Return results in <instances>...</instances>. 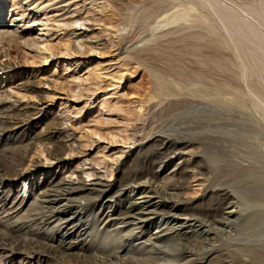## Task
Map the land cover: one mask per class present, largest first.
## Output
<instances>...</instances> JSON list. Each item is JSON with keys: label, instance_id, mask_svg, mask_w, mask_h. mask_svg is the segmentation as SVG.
Wrapping results in <instances>:
<instances>
[{"label": "rangeland", "instance_id": "1", "mask_svg": "<svg viewBox=\"0 0 264 264\" xmlns=\"http://www.w3.org/2000/svg\"><path fill=\"white\" fill-rule=\"evenodd\" d=\"M109 1L112 2L109 3L113 7L109 3L106 7L103 6L104 0H96V2L95 0H55L53 1L55 4L47 10L41 12L27 10L31 15L35 14L37 19L46 22L47 28L42 29L41 21L37 22L33 28H18L20 35L31 31L33 36L49 40L56 45L57 49H54L55 53L53 54H50L49 51L38 50L35 46L18 49L19 52L21 51V60L18 59L16 66L18 74L23 80L30 78L34 85L35 98L31 101L21 98L22 95L16 91L17 86L13 85V90L8 86L9 91L16 96L15 98H21L17 102V107L10 108L11 112L32 115V112H38L40 109L41 112L33 115L39 123L35 124L31 120L32 123L15 126V119L5 115L7 108H0V200L8 203L7 211H0V264H48L50 261L37 262L33 260L30 262L31 259L22 257L23 255L20 254L9 256L4 249L5 245L29 251L41 250L44 257L54 258L55 250L48 245V242H52L51 238L54 236L57 239L60 237L61 231H58L57 228L51 232V227L57 222L48 228H43L39 227L40 220H33L39 210L35 200L39 188L48 183L50 179L55 176L69 175V170L84 159H88L84 168L94 165L98 171L105 173V169L95 164L92 159L102 157L111 161V156L123 149L125 154L114 164L113 178L95 175L87 177L82 174L87 179V183L97 182L100 178L102 181L108 179V182L116 184V189H119L120 184L134 170L145 166V164L148 165L147 163L151 161L153 149L152 146L148 147L149 143L141 147L137 153L138 145L133 148L123 142L112 143L108 139H100L98 135L94 136L97 141H93L87 135L91 130L97 128L102 130L104 137L108 138L111 133L124 134L128 132V134H132V132H137L139 138H144V141L147 139L146 142L158 135L188 140L189 145L186 147L187 150L185 149L188 154L175 155L171 162L162 167L163 175L169 174L180 160L190 159L193 164L197 163L202 174L191 177L188 184L187 182L185 184L187 187H185V196L193 202L190 212L202 215L207 209L218 211L217 217L202 215L201 223L195 220H185L188 221V224L196 223L194 229L198 230L196 233L198 236L189 247L192 246L191 248L195 249L199 257L212 252L210 264H264V111L255 105V97L251 94L254 89L253 91L260 92L259 94L264 97L263 77L255 75L246 78L240 68L235 49L232 46L221 47L218 42L220 35L210 34L204 25L199 24L190 28L180 25L178 31L160 37L156 41L155 47V42L135 44L143 30L141 22L138 21L133 27L124 28L122 25L124 22L126 23L125 20L129 17V12L127 9L125 11L121 2L125 3L130 0ZM136 1L131 0L133 2L131 4L139 6L140 4H136ZM14 2H18L20 5L24 4V6L29 4L26 3L27 0H0V8L4 9V19L16 17V12L11 10ZM262 2V0H222L223 5H233L235 11L238 14H243L244 17H246L244 8L251 7L260 10ZM120 6L122 9L119 10ZM146 12L144 14H147ZM79 15L86 18V25L77 27L78 31L74 32L75 25H71V20ZM247 17L246 19L252 20L258 30L264 33V23L250 18V16ZM21 20L16 22L18 26H21V22H25V19ZM65 22L68 24L58 27ZM200 33L201 39L198 38ZM82 41L94 48L90 51L85 50V47L86 49L88 47L82 46ZM256 41L258 40L248 43L245 48H259L260 41L258 43ZM62 42L70 45L69 52H59L58 46ZM157 43H159V47L162 45L163 53L160 51L162 47L153 51L154 48H157ZM150 47L154 54L148 49ZM164 50L176 54H179L178 50H181V53L184 50L182 55H187L184 56L185 63L186 61L189 64L195 65L196 63L198 68L202 59L204 61L210 54L217 55L220 60L224 61L223 66L226 65L224 67L226 69L224 70L223 67L217 69L216 64L212 61L203 62L202 64H208L203 66L200 64L199 69L206 77L210 76L207 81L211 86L210 90L208 89L204 93H194L192 88H185L179 95L161 101L152 99L148 102L150 97L147 94L153 80L148 70L136 61L135 56L140 52L143 54L140 53L142 56L146 54L157 56L156 59L161 62L155 59V64L160 63L159 66L166 69ZM194 50L199 51L197 52L199 58L200 54L204 56L199 60L196 59L197 56L191 55V53H195ZM149 52L150 54H148ZM132 54H136L133 56L134 60L131 57ZM1 55H3L2 60H8V57L5 56V49L1 50ZM205 56L206 58H203ZM193 58L199 62L198 65ZM46 60H48L47 63H45ZM188 60L191 61L188 62ZM135 68L138 69V72L132 77L131 73ZM121 74L125 75L123 79L118 78ZM215 80L219 81V86L220 84L222 86L224 82L223 87L220 86L222 94L218 96L219 98L213 91L215 90ZM37 95L42 97L41 101H38ZM15 98L13 97L12 101ZM106 98L110 104H114L111 105V111L100 107L101 101ZM146 99L148 100L146 101ZM141 105H143L144 116L142 120L135 119L136 111ZM60 121L66 125L67 132L57 133L58 137L54 136L56 139L49 137L51 136L48 135L49 132L62 124ZM53 140L61 141L60 143L65 146L68 144V147L74 142L73 146H76L78 152L76 151L71 156L64 155V158L53 160V162L46 161L44 156H41L39 160L36 155L33 157L36 145L41 143L52 150ZM78 142L87 143L88 146L82 147L81 144L78 145ZM67 146L66 148H68ZM131 148L132 151H130ZM30 155L31 157H29ZM41 160L42 163H40ZM37 162L38 164H36ZM158 166L155 165V169L159 168ZM24 168L31 174L28 186L32 190L27 197L23 193L25 183L15 174ZM79 169L83 170L82 167ZM5 171L12 178L7 177L4 174ZM80 171L74 175L76 182L79 181L77 174ZM12 173L15 175L13 176ZM208 188L229 190L233 195L230 205L233 208L236 207L234 214L227 213V207L230 205L223 204V200L217 193L205 195ZM156 220L155 223L144 228L146 234L129 240H126L127 236L124 234H115V232L109 231V228H105L103 219L98 220L93 235L86 237L81 245L86 247L88 257L95 252H101L102 247L104 249L113 248L121 240L122 244H131L132 249H137L133 244L138 243L141 239H147L151 233L153 234L157 230V226L161 225L162 217ZM120 236L122 237L120 238ZM149 247L157 251L161 247H165V243L156 242ZM83 258L81 257L79 260L77 258V261H82Z\"/></svg>", "mask_w": 264, "mask_h": 264}, {"label": "bare ground", "instance_id": "2", "mask_svg": "<svg viewBox=\"0 0 264 264\" xmlns=\"http://www.w3.org/2000/svg\"><path fill=\"white\" fill-rule=\"evenodd\" d=\"M53 1L55 0H27L26 3H29L27 6L14 2L11 10L16 12V17L13 19H4V9L0 8V52L5 49V56L8 57V60L4 61L1 59L3 55L0 56V108H7L5 109V115L6 117H13L15 119V126L19 124L22 125L23 123H30L31 120L35 124H38L39 121L35 116L33 117V115H37L41 112L39 109L38 112H32V115H22L12 113L10 110V108L18 106L17 102H19L21 98H27L30 101L35 98V89L32 81H30V78H28V80H23V78H21L18 74L16 66L18 64V59L21 58V51L19 52L18 49H25V46H35L38 50L49 51V53L51 52L50 54H53L55 53L54 49L56 48V45L51 43L49 40L39 39L40 37L37 38L36 36H33L31 31L20 35L18 28H33L34 25L40 21L42 23V29L47 28L48 24L46 22H42V19H37L35 14L31 15V13H28L27 10L32 9L33 11L37 10L38 12L47 10L55 4ZM262 1L260 10L251 7L244 8L243 11L246 14V17L250 16V18L252 17L264 23V0ZM109 2L111 1L104 0L102 4L106 7ZM121 3L122 5H120L123 6L125 11L127 9V12H129V17L127 18L128 21L125 20L126 23L124 22L123 24L120 22L123 27H133L138 21H140V24L143 26V30L141 34H139L135 44L155 42V47L156 41H158L160 37L164 36V34L167 35L170 32L178 31L180 25L184 26V28L196 27L199 24L204 25L205 29H207L210 34L220 35L218 42L221 47L232 46L235 49L240 68L246 78L258 75L259 77L262 76L264 79V33L258 30L257 25L252 22V20L246 19L243 14H238L233 5H223L222 0H137L136 4H140L139 6L131 4L133 3L131 0ZM111 6L113 7L112 4ZM121 6L119 10L122 9ZM145 12L147 14H144ZM21 19H25V22H21V26H18V23L16 22ZM85 21L86 18L80 15L79 17L72 19L71 25H75L74 32L78 31L77 27L86 25ZM67 24L68 22H65L58 27L60 28ZM118 24L116 25L119 26ZM207 33L208 32H206V34ZM143 34L145 35L142 36ZM195 35L197 36V34ZM200 35L201 33L198 34V36ZM198 38L201 39V36ZM255 40L260 41L259 48H245L248 43L253 41L255 42ZM258 41L256 42L258 43ZM81 45H86L88 49L85 47V50L89 51L94 48L85 42ZM158 45L159 43H157V48L152 46L156 49H153L154 52L162 47V45H160V47ZM152 47L148 49L151 51ZM58 49L61 53H67L70 51V45L66 42H62V44H59ZM162 49L163 47L160 51L163 53ZM166 50H164L165 54H163L167 63V66L165 67L166 69L161 68L159 66L160 63L158 65L155 64L157 56L155 57L154 55L147 54L142 56L143 54L141 52L140 53L142 55L140 53L137 56H135L137 53L135 55L132 54V56L129 55L133 58V60V56H135L136 61L148 70L150 77L153 80L150 89L148 88V94L146 93L147 91L145 92V95L147 94L148 97H150L149 100L146 99L148 102L152 99H159L161 101L165 98H171V96L179 95L185 88H192L191 90L194 93H204L211 87L208 84L209 82H207L208 79H210V76L206 77L201 72V69H199L200 64L203 66L208 64H202L203 62L212 61L216 64L217 69L218 67L224 68L226 66L225 64V66H223L224 61L222 59L220 60L217 55L212 56L210 54L207 58L206 56L203 57L206 59H204V61L202 59L200 64L193 58V60L197 62V65L199 64L198 68L196 63L195 65L193 63L189 64L187 61L185 63L184 56L187 55H182L184 50L183 53H181V50H178L179 54L172 52L168 53ZM170 50L172 51V49ZM153 51H151V53H153ZM167 51H169V49ZM194 52L195 53H191V55L193 54L198 57L199 54L197 52L199 51L194 50ZM148 54H150V52ZM155 54L157 55V53ZM159 55L162 54L159 53ZM200 56L202 57L204 55L200 54ZM197 57L196 59L198 60L201 58ZM157 61L161 62V60ZM190 61L188 60V62ZM47 62L48 60L45 61V63ZM225 69L226 68H224V70ZM137 72L138 69L135 68V70L131 73L132 77L135 76V73ZM4 75L6 76L4 77ZM124 76V74H121L118 78L123 79ZM216 82L214 83L215 90L213 91L216 93V97L219 98L218 96H221L222 94L220 88L221 84L219 86V81ZM223 83L221 87H223ZM210 84L212 85V83ZM13 85L17 86V93L22 95L20 99L15 98L16 96H14V93L12 94V92L8 89L9 86L13 90ZM253 90L251 94L255 97V105L264 111V97L259 94L260 92L258 93V91L256 92ZM13 97L15 98L14 101H12ZM37 97H39L38 101L42 100L41 96L37 95ZM34 104L37 105V103ZM35 105L33 106L34 108L36 107ZM111 105L114 104H110V101L106 98L101 101L100 107L106 111H111ZM135 115V119L142 120V117L144 116L143 105L140 106ZM62 121H60V123H62ZM66 129V125L62 123L55 127V130H51L48 135H51L49 137H54L59 132L60 134L62 132H67ZM101 131L98 130V128L91 130L87 136H89L93 141H97L94 136L98 135L100 139H108L112 143L123 142L126 145H131L133 148L138 145L137 153H139V149L141 147H144L147 143H149L148 147L152 146L153 149L151 161L147 163L148 165L145 164L143 167L139 166L140 168L134 170V172L132 170L133 173L130 172L132 174L129 175V177L126 176L127 178L123 183L120 182L121 187L119 189H116V184L108 182V179L107 181L105 179V181H102L100 178L97 182L87 183V179H85L82 174H85L87 177L95 175L113 178L115 172L114 164L125 154L123 149L122 151L116 152L112 155L111 161H107L102 157H94L92 159L95 164L105 169V173L103 171H98L94 165L93 167L84 168V166L87 165L86 160H88L84 159L83 161H79L77 166L72 167L69 170V175L61 177L55 176L50 179L48 183L39 188L38 195L35 198L38 203L39 210L35 214V218L33 220H40L39 227L41 226L43 228H48L51 224L57 222L51 227V232L57 228L58 231H61L60 237L57 239L54 236L51 238L52 242H48V245L55 250L53 253L54 258L51 259L50 256V259L44 257L45 255L42 254L41 250L30 249L31 251H29L27 249H16L17 247H6L5 245L4 249L6 253H8L9 256L19 254L23 255L22 257L31 259L30 262L33 260L37 262L50 260L48 264H210V257L213 255L212 252V255L211 253L206 255V253V256H203L202 254L203 257H199L195 249L191 248L192 246L189 247V245L195 240V237L198 236L196 235L198 230L194 229L196 223L188 224V221H185L186 219H189L201 223L202 215L207 217H217L218 211L215 212L212 209L205 210L202 215L190 212L193 202L185 196V184L186 182L188 184V180L191 177H196L198 174H202V170L199 169L197 163L196 165L193 164L190 159V161L184 159L177 162L171 169L170 173L168 172L169 174L163 175L164 170H162V167L171 162L175 155L188 154V152H185L187 150L186 147L189 145L188 140L186 141L184 139V141L180 140V138L173 139L167 135H158L154 139L149 140L150 142H146L147 139L144 141V138H139L137 132H132V134H128V132H125L124 134L111 133L110 138H108L104 137ZM56 137L58 136L56 135ZM60 142L54 141V147L52 146V150H49L41 143L36 145L32 154L33 157L36 155L39 160L41 156H44L46 161L53 162V160L64 158V155L71 156L77 151V148H75L76 146H73L74 142L70 145V147H68V144L66 143L68 148H66L65 144ZM80 144L81 143L78 145ZM81 146L85 147L88 146V144H81ZM130 151H132V148ZM29 157H31V155ZM136 160L138 161V159ZM40 163H42V160ZM36 164H38V162ZM155 165H159V168L155 169ZM80 167L83 168L82 171H80ZM36 168H38V165H36ZM78 171H80V173L77 174L79 181L76 182L74 175ZM4 174L7 177L12 178V176H10V174L8 175L6 171ZM15 174L17 175V178L23 180L25 183L23 193L25 197H27L32 190V188L28 186V180L30 179L31 174L27 172L26 168H24V170L21 169V171H17ZM15 174L12 173L13 176ZM1 178L3 179L4 177L2 176ZM216 193L223 200V204L230 205L233 195L226 188H219L218 190L208 188L205 195H214ZM7 204V201L4 202L3 200H0V211H7ZM106 208L108 209L106 210ZM227 208L228 214H234V208L236 207L233 208V206L230 205ZM159 217H162L161 225L157 226V230L153 234L151 233L147 239H141L138 243L133 244V246L135 245L137 249H132L131 244H122L121 240L118 241L116 246L110 249H104L100 245V247H102L101 252H93L94 254H88V257L86 255V247L81 245L86 237L93 235L94 229H96L95 225L98 220L103 219L105 228H109L108 230L115 232V234H124L127 236L126 240H129L133 237L146 234V230H144V228L155 223L157 221L156 219ZM121 237L122 236H120V238ZM156 242L165 243V247H161L157 251L155 250V252L154 248L152 249L149 246L155 244ZM102 249L104 250L103 252ZM22 257L21 259H23ZM79 257L84 258L82 261H77V258L78 260L80 259ZM162 260L163 262L161 263Z\"/></svg>", "mask_w": 264, "mask_h": 264}]
</instances>
